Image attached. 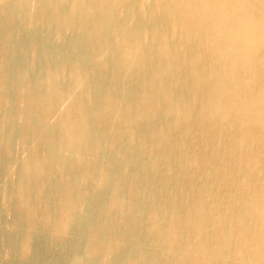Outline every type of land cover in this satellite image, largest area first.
<instances>
[{"label": "bare ground", "instance_id": "1", "mask_svg": "<svg viewBox=\"0 0 264 264\" xmlns=\"http://www.w3.org/2000/svg\"><path fill=\"white\" fill-rule=\"evenodd\" d=\"M1 178L16 261L264 264V0H0Z\"/></svg>", "mask_w": 264, "mask_h": 264}, {"label": "rangeland", "instance_id": "2", "mask_svg": "<svg viewBox=\"0 0 264 264\" xmlns=\"http://www.w3.org/2000/svg\"><path fill=\"white\" fill-rule=\"evenodd\" d=\"M0 184L1 187L3 185L2 178L0 179ZM3 221H4L3 227L5 228V230L10 231L9 228H11V222H12L11 216L6 215ZM36 248H37V254L33 258L16 261L13 260L11 257H9L6 247L0 245V261L2 262V264H58L59 263L56 257L57 251L59 250L57 247L53 248L54 251H50V254L44 253V251L47 250L46 245L37 243Z\"/></svg>", "mask_w": 264, "mask_h": 264}]
</instances>
